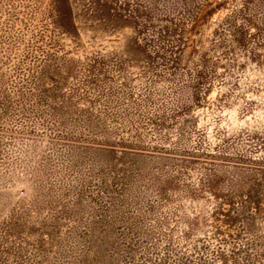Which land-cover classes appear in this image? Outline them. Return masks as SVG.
Segmentation results:
<instances>
[{
    "label": "rangeland",
    "instance_id": "obj_1",
    "mask_svg": "<svg viewBox=\"0 0 264 264\" xmlns=\"http://www.w3.org/2000/svg\"><path fill=\"white\" fill-rule=\"evenodd\" d=\"M0 264H264V0H0Z\"/></svg>",
    "mask_w": 264,
    "mask_h": 264
}]
</instances>
